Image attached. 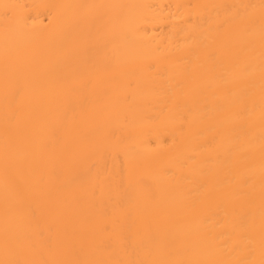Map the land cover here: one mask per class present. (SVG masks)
Segmentation results:
<instances>
[{"label": "bare ground", "instance_id": "obj_1", "mask_svg": "<svg viewBox=\"0 0 264 264\" xmlns=\"http://www.w3.org/2000/svg\"><path fill=\"white\" fill-rule=\"evenodd\" d=\"M0 264H264V0H0Z\"/></svg>", "mask_w": 264, "mask_h": 264}]
</instances>
